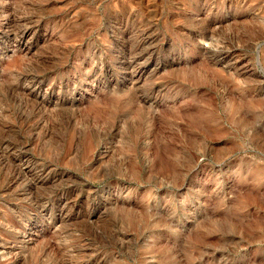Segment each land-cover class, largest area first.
Here are the masks:
<instances>
[{
	"label": "rangeland",
	"instance_id": "374dc122",
	"mask_svg": "<svg viewBox=\"0 0 264 264\" xmlns=\"http://www.w3.org/2000/svg\"><path fill=\"white\" fill-rule=\"evenodd\" d=\"M0 264H264V0H0Z\"/></svg>",
	"mask_w": 264,
	"mask_h": 264
}]
</instances>
